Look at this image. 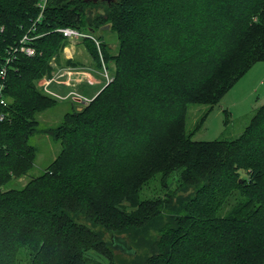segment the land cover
<instances>
[{"label":"trees","instance_id":"1","mask_svg":"<svg viewBox=\"0 0 264 264\" xmlns=\"http://www.w3.org/2000/svg\"><path fill=\"white\" fill-rule=\"evenodd\" d=\"M41 1L0 0V61L24 34H40L37 54H19L8 73L0 264H264V103L237 137L187 131L191 103L211 109L264 60V0H47L35 23ZM106 25L119 38L117 53L103 50L114 79L84 109L39 128L37 113L57 98L34 79L67 39L57 28ZM83 40L100 65L92 37ZM40 130L61 142L59 154L2 189L33 169Z\"/></svg>","mask_w":264,"mask_h":264},{"label":"rangeland","instance_id":"2","mask_svg":"<svg viewBox=\"0 0 264 264\" xmlns=\"http://www.w3.org/2000/svg\"><path fill=\"white\" fill-rule=\"evenodd\" d=\"M102 9H94V11ZM108 26L106 30L98 29L93 33L92 48L100 55V62L94 59L92 50L83 38L63 39L58 52L54 53L48 63L50 71L34 79L37 89L45 94L56 97V104L37 113L39 128L45 130L60 124L68 110H82L93 100L100 90L115 77V59L105 60L104 49L117 53L119 38ZM53 81L46 86L45 80ZM61 94L56 95L53 92ZM65 96V97H64ZM81 97V99L77 98ZM12 99L10 98V101ZM264 103V60L257 61L229 89L223 99L209 109L204 103H191L187 117V131L197 140L229 139L239 136L250 122L257 108ZM206 115L203 123L202 117ZM43 130L31 138L38 148L37 158L32 170L26 175L16 177L14 184L2 186H23L32 175L44 171L59 154L62 146L59 140ZM242 176L247 170L240 169ZM147 195H152L147 193ZM88 255L103 263L107 259L97 251L89 250Z\"/></svg>","mask_w":264,"mask_h":264},{"label":"built area","instance_id":"3","mask_svg":"<svg viewBox=\"0 0 264 264\" xmlns=\"http://www.w3.org/2000/svg\"><path fill=\"white\" fill-rule=\"evenodd\" d=\"M47 0H42L39 2V7L41 9L39 16L35 19V23L38 20H41L44 9L46 6ZM33 31L37 30L35 26H33ZM58 31L62 32L64 36L67 38L73 39V38H85V37H92V33H88L85 31H82L76 27L66 26V27H59L57 28ZM40 34H30L27 32L24 34L20 40L19 43L16 45H12L7 48V53L5 56H3V59L0 61V121H3L8 118L10 115L9 110L7 109L10 103V97L6 93L7 88V79H8V73L9 69L12 66L13 61L17 58V56L21 53H24L29 56H33L37 54V48L32 44L33 40L37 38ZM94 39V38H93ZM53 80H45V85L48 86ZM50 92L55 93L58 96L59 93L54 92L49 89ZM65 97V96H64ZM83 100V98L81 97Z\"/></svg>","mask_w":264,"mask_h":264},{"label":"water","instance_id":"4","mask_svg":"<svg viewBox=\"0 0 264 264\" xmlns=\"http://www.w3.org/2000/svg\"><path fill=\"white\" fill-rule=\"evenodd\" d=\"M77 99H80V98L78 97ZM113 240H114V246L115 247L121 248L123 251L128 252V253H134L135 252V250L129 246L127 240L124 237L114 236Z\"/></svg>","mask_w":264,"mask_h":264}]
</instances>
